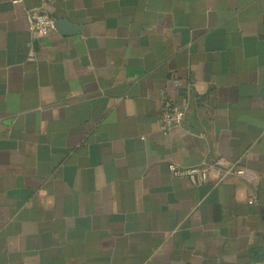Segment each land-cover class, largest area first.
I'll return each instance as SVG.
<instances>
[{"label": "crops", "instance_id": "0c3cea01", "mask_svg": "<svg viewBox=\"0 0 264 264\" xmlns=\"http://www.w3.org/2000/svg\"><path fill=\"white\" fill-rule=\"evenodd\" d=\"M0 264H264V0H0Z\"/></svg>", "mask_w": 264, "mask_h": 264}, {"label": "built area", "instance_id": "2783aa9c", "mask_svg": "<svg viewBox=\"0 0 264 264\" xmlns=\"http://www.w3.org/2000/svg\"><path fill=\"white\" fill-rule=\"evenodd\" d=\"M24 16L28 25L29 33L31 35L44 37L54 27L53 20L43 5L27 7L25 9ZM29 59L33 58L30 56ZM171 82L176 87L181 85L180 80L177 78L172 79ZM183 116L184 109L178 106L171 99L164 101L160 108L158 117L160 129L163 132H167L171 127L179 125L182 122ZM214 168L215 166L213 164L204 162L189 167H180L175 163L168 164V169L173 176L185 177L190 181L191 184L196 186L209 183L210 172L214 170ZM218 170L220 171L221 175L215 181H213L211 185H216L223 177L227 175L233 174L241 177L248 176L247 171H245L236 163L220 165ZM249 202H251V200Z\"/></svg>", "mask_w": 264, "mask_h": 264}, {"label": "water", "instance_id": "95a60500", "mask_svg": "<svg viewBox=\"0 0 264 264\" xmlns=\"http://www.w3.org/2000/svg\"><path fill=\"white\" fill-rule=\"evenodd\" d=\"M57 24L60 25V24H62V22H59V23H57V22L54 23V22H53V25H57Z\"/></svg>", "mask_w": 264, "mask_h": 264}]
</instances>
